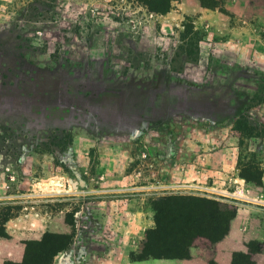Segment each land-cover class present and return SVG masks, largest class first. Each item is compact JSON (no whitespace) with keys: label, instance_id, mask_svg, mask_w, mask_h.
<instances>
[{"label":"rangeland","instance_id":"obj_1","mask_svg":"<svg viewBox=\"0 0 264 264\" xmlns=\"http://www.w3.org/2000/svg\"><path fill=\"white\" fill-rule=\"evenodd\" d=\"M146 3L0 0V50L4 53L0 72L10 63L11 54L23 56L36 48L57 54L64 41L86 40L94 53L105 52L107 74L120 80L117 84L107 83L109 92L98 99L99 106L103 102L107 116L136 120L137 114L144 115L134 126L124 128L116 123L112 126L110 121L100 122L94 111L85 122L95 136L81 139L68 130L72 123L69 119H49L39 128L24 126L20 112L6 114L0 107V212L10 207L14 214L4 224L7 235L0 237V264L20 261L26 242L39 240L44 232L74 233L72 243L50 264H102L101 257L109 255L108 250H102L103 239L109 243L118 232H142L148 219L154 225V202L160 196L216 200L226 213L208 215L196 225V232L212 235L223 232L229 212L237 210V200L229 194L231 189L193 185L205 178L222 179L223 174L204 170L205 160L195 164L191 136L198 125L196 114H191V101L198 87L209 86L231 101L239 100L242 90L258 89L254 99L264 98V0L224 1L238 12L214 9L215 14L226 17L213 19L210 24L226 26L228 20L232 33L216 29L218 33L213 37L195 16H154ZM38 30L43 32L40 38ZM225 36H247L251 44H224ZM247 52L253 58L241 61L239 56ZM25 67L30 76L33 68ZM37 71L34 75L40 74ZM246 72L254 75L247 76ZM100 73L101 64L94 59L84 80H72L90 86L91 97L86 103L91 110L99 108L92 92L99 88ZM148 104L152 110L144 108ZM5 105L9 107V101ZM160 105L166 108L164 114ZM233 106L226 104L221 112H233ZM255 123L244 110L239 112L233 134L237 133L240 140L241 153L248 152L249 146L264 135V127ZM170 135H177L180 142L170 141ZM251 137L255 138L250 142ZM178 145L180 151L175 148ZM239 163L243 165L244 161ZM194 165L202 170L195 172ZM248 170L242 169L255 182L258 169ZM182 182L188 186H159ZM178 207L169 205L167 210L172 213L184 209ZM185 208L192 214L197 212L194 204ZM206 212L215 211L207 207ZM166 228L176 229L174 224ZM144 239L145 233L130 254H139ZM207 241L197 237L192 245ZM244 246L248 260L264 264V232L246 238ZM237 263L242 264L240 259Z\"/></svg>","mask_w":264,"mask_h":264},{"label":"crops","instance_id":"obj_2","mask_svg":"<svg viewBox=\"0 0 264 264\" xmlns=\"http://www.w3.org/2000/svg\"><path fill=\"white\" fill-rule=\"evenodd\" d=\"M220 1L229 13L238 12L224 3L227 0ZM151 14L170 18L193 15L197 22L204 24V29L212 37L218 33L216 29L222 31L225 28L223 33L228 35L232 33L233 27H230L228 20H226V26H212L210 23L213 19L221 20L226 15L215 14L214 10L202 7L199 0H172L168 12L165 14L152 12ZM225 40L224 44L229 45L240 44L245 47L251 44L247 36L236 39L225 36ZM89 44L86 40L75 39L69 42L64 41L59 45L57 54H50L36 48L24 53L23 56L18 54L8 56L10 63L1 66L3 69L0 72V107H4L3 110L8 112L6 114L13 113V111L20 112L19 115L24 126L39 128L44 127L45 121H49V119H69L72 123L68 125V130L81 139L94 137L95 135L88 131L85 122V118L89 114L94 115L92 113L94 111L84 109L83 106L80 107L74 103L75 99L84 98V95L88 97L86 89L89 87L78 88V81L72 82V80H84L94 59H98L101 64V73L98 78L99 87H108L109 81L117 84L120 80L116 75L107 74V67L104 65L106 62L105 52L94 53ZM210 44L220 45L213 41ZM256 54L258 58H262L261 54ZM3 56L4 53L0 50V58ZM252 58L253 56L248 52L246 56H239L241 61L247 62ZM246 64L249 66V63ZM26 65L33 68L30 76L26 74ZM37 70L40 71V74L34 75ZM246 70L248 67L244 71ZM246 75L253 76L254 74L253 72H246ZM258 75L260 74L257 73V77ZM68 76L71 78L69 79ZM255 91L257 92L258 89ZM256 92L242 90L240 93L243 96L234 101L221 98L220 91L210 86L207 88L198 87L194 94L193 100L198 103V114L194 115L197 117L195 123L198 128H196L195 134L191 136V141L194 144L192 155L195 164L200 163V160H205L204 170L211 173L219 172L223 174V178L219 180L205 178L191 184L204 189L232 190L229 191V194L237 200L238 208L229 222L227 234L215 243L207 241V244L192 245L187 258L131 260L129 254L136 251L137 243L139 239H143L145 230L153 226L152 219H148V221L145 220L146 224L142 232H118L117 236H113L109 243L103 239L102 250H108L109 255L101 257L102 264H208L210 261H213L214 264H231L233 253L245 250L244 240L246 238H254L256 232H264V135L261 134L253 147L252 145L249 146L248 152L241 153L240 140L237 133L236 135L233 134L236 118L241 110L254 118L256 125L264 127V98L254 99ZM13 96L16 98L11 99ZM7 101L10 103L9 107L5 105ZM40 102H44V104L41 105ZM97 104L99 106L98 99ZM226 104H233L235 111L222 113L221 107ZM152 105L148 104L144 108L152 110ZM99 108L104 112L105 105L103 102ZM165 109V106L160 105L161 114ZM96 115L100 122L110 121V117L106 118L104 113H96ZM227 117H229L228 120L225 119ZM80 118L81 122H78ZM37 121L41 122V126L37 125ZM111 121L113 126L114 122ZM202 126L204 127L203 130ZM254 138L251 137L250 142ZM168 139L176 143L180 142L177 135H170ZM179 147V145L175 147L177 151L181 150ZM245 154H248L246 158ZM162 156L166 155L163 154ZM240 160L244 161L243 165L239 163ZM194 166L195 172L202 170L200 166ZM246 167L250 170L255 168L260 171V184L241 175L242 169ZM159 186L186 187L188 185L182 182L160 184ZM152 187L153 184L149 186V188ZM104 244H107L109 249Z\"/></svg>","mask_w":264,"mask_h":264},{"label":"trees","instance_id":"obj_3","mask_svg":"<svg viewBox=\"0 0 264 264\" xmlns=\"http://www.w3.org/2000/svg\"><path fill=\"white\" fill-rule=\"evenodd\" d=\"M147 2V6L150 11L157 14H165L171 8L172 0H142ZM200 5L202 7L208 9H218L221 12H227V10L223 7L220 0H199ZM38 72V71H37ZM87 88L88 97L84 95V98L75 99L74 103H77L78 106H83L84 109H91L90 106L87 105V99L91 96L90 86L89 85H78V88ZM85 90V92H86ZM108 87H99L98 90L92 92V97H96L97 99L101 98V96H105L108 93ZM16 98V96L11 97V99ZM101 102V101H100ZM193 103V111L191 114L198 113V103L194 100L191 101ZM13 104V102H12ZM101 105V104H100ZM97 113H104L105 117H110V121L112 120L114 124H118L124 128H130L134 126V123L141 119L144 115L137 114L136 120H128L118 118V116H107L105 112H103L100 108L93 110ZM165 113V112H164ZM163 113V114H164ZM122 119V120H121ZM111 121V122H112ZM138 123V122H136ZM135 123V124H136ZM244 169H249L248 167ZM249 172L254 171V169L248 170ZM259 171V170H258ZM247 172V171H244ZM243 171L241 175L245 176L247 179H250ZM260 171L259 177L255 181L260 184ZM181 206H180V205ZM194 204L196 208L195 213H191L188 211L186 207L189 209ZM169 205H177L178 208L184 206V209L180 212H172L169 213L167 209H169ZM216 200L208 199V198H189L178 195H170V196H160L154 202V225L146 229L145 231V239L143 245L139 251V254L135 256V254H130L131 260H142L148 259V257L152 258H187L189 256V248L192 246L193 240L197 237L207 238L211 243H215L221 240L228 231L229 221L235 215V209H232L229 212V216L227 218V225L223 232L217 234H208L204 232H196V225L198 223H202V219L208 215L213 214H225L226 210L223 207V210H220V206ZM211 207L215 212H206V208ZM11 208L7 207L0 212V237H5V222L14 214L10 212ZM214 218L216 216L214 215ZM217 223V222H215ZM174 224L176 229L174 231H168L166 225ZM169 229V228H168ZM74 233H53V232H44L42 237L39 240H31L26 242V246L23 252L22 259L18 262L14 261H5L3 264H50L53 257L60 251L67 248L73 239ZM248 255L243 251H236L233 253L231 258V264H238L237 260L240 259L242 264H253L250 260L247 259ZM208 264H214L213 261H210Z\"/></svg>","mask_w":264,"mask_h":264},{"label":"built area","instance_id":"obj_4","mask_svg":"<svg viewBox=\"0 0 264 264\" xmlns=\"http://www.w3.org/2000/svg\"><path fill=\"white\" fill-rule=\"evenodd\" d=\"M36 33H37V36H38L39 38L42 37V35H41V34L43 33L42 31L38 30ZM143 156H145V154H143Z\"/></svg>","mask_w":264,"mask_h":264}]
</instances>
